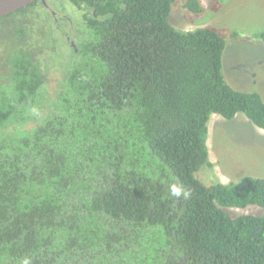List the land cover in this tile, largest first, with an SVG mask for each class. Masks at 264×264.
I'll return each instance as SVG.
<instances>
[{
  "label": "trees",
  "instance_id": "1",
  "mask_svg": "<svg viewBox=\"0 0 264 264\" xmlns=\"http://www.w3.org/2000/svg\"><path fill=\"white\" fill-rule=\"evenodd\" d=\"M64 1L73 46L41 3L0 19V264H264V216L224 210L264 209V178L196 176L213 115L264 130L224 37L177 30L175 0Z\"/></svg>",
  "mask_w": 264,
  "mask_h": 264
},
{
  "label": "rangeland",
  "instance_id": "2",
  "mask_svg": "<svg viewBox=\"0 0 264 264\" xmlns=\"http://www.w3.org/2000/svg\"><path fill=\"white\" fill-rule=\"evenodd\" d=\"M198 1L203 11L194 14L185 7L187 0H175L170 24L179 31L202 27L218 31L226 43L222 68L226 81L240 92H260L256 90L259 81L264 90V43L258 38L264 30V0ZM218 119L224 118L214 115L210 121L209 149L215 169L204 166L197 172V178L206 186L215 184L219 177L232 183L246 176L264 178L263 134L254 131L243 118L224 119L221 124ZM224 210L234 218L264 216V209L257 206Z\"/></svg>",
  "mask_w": 264,
  "mask_h": 264
},
{
  "label": "flooded vegetation",
  "instance_id": "3",
  "mask_svg": "<svg viewBox=\"0 0 264 264\" xmlns=\"http://www.w3.org/2000/svg\"><path fill=\"white\" fill-rule=\"evenodd\" d=\"M45 1L46 5L41 1L36 2L41 3L44 7V9L41 8V11L42 9L44 10L42 12L46 18L44 21L47 23V26L50 29L56 31L55 34L58 38H68V42L73 46L74 41L71 42L70 39H72V37L77 38V35L80 31L77 32L76 28L78 29L79 27H82V25L85 23L83 21L82 11L74 6H70L64 0ZM51 5L56 9H53Z\"/></svg>",
  "mask_w": 264,
  "mask_h": 264
},
{
  "label": "crops",
  "instance_id": "4",
  "mask_svg": "<svg viewBox=\"0 0 264 264\" xmlns=\"http://www.w3.org/2000/svg\"><path fill=\"white\" fill-rule=\"evenodd\" d=\"M258 82V89H256V90H259L260 92H255V93H258L261 97H262V99L264 100V93H261V92H264V90H263V88H262V85H261V82H259V81H257ZM232 88L234 87L233 86V84H230V83H228ZM253 86L255 85V83H251ZM250 89H253V88H250ZM249 89V90H250ZM237 90V89H236ZM249 92H251V91H249ZM214 116V115H213ZM219 116V115H218ZM244 116V114L243 115H241V114H239V115H237L235 118L236 119H234V120H240V119H242L244 122H246V123H248V124H250V126L252 127V129L254 130V131H256L257 133H259V134H263V136H264V130H262V129H260V128H258L256 125H254L248 118H246V117H243ZM223 118V117H222ZM245 118V119H244ZM225 119V118H224ZM222 120V119H218V123L219 124H221L222 122H224L225 120ZM210 133H211V125L209 124V136H208V140H207V145H208V148H209V139H210ZM209 156H210V161H211V163L213 164V168L215 169V164L213 163V161H212V156H211V152H210V149H209ZM217 181H220L221 183H223V184H230V183H232V182H227V180H224L222 177L220 178L219 177V179L217 180ZM233 183H236L235 182V180L233 181Z\"/></svg>",
  "mask_w": 264,
  "mask_h": 264
},
{
  "label": "water",
  "instance_id": "5",
  "mask_svg": "<svg viewBox=\"0 0 264 264\" xmlns=\"http://www.w3.org/2000/svg\"><path fill=\"white\" fill-rule=\"evenodd\" d=\"M36 1H41L46 5L45 0H0V18L11 15Z\"/></svg>",
  "mask_w": 264,
  "mask_h": 264
}]
</instances>
